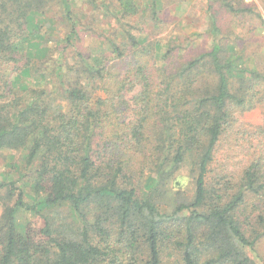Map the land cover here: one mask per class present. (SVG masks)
<instances>
[{"label":"trees","instance_id":"16d2710c","mask_svg":"<svg viewBox=\"0 0 264 264\" xmlns=\"http://www.w3.org/2000/svg\"><path fill=\"white\" fill-rule=\"evenodd\" d=\"M138 2L86 0L87 16L73 0H0V264H256L264 124L239 118L264 107V74L212 14L208 52L158 58L134 24L157 26L161 1ZM85 34L100 47L78 48ZM185 166L192 194L162 211ZM21 212L34 218L19 225Z\"/></svg>","mask_w":264,"mask_h":264},{"label":"rangeland","instance_id":"374dc122","mask_svg":"<svg viewBox=\"0 0 264 264\" xmlns=\"http://www.w3.org/2000/svg\"><path fill=\"white\" fill-rule=\"evenodd\" d=\"M147 1L139 0L138 3L142 6ZM160 1L161 10L158 16L160 23L157 26H153L152 23L144 20L142 22L139 18L137 19L138 24H134L137 29L144 28L142 36H148L149 42L159 44H156L154 53L158 58L165 52L168 45L174 49H180L178 57L182 56L184 60L190 58L191 54L208 52L212 45V41L207 34L208 17L212 14L217 20L222 44L225 47L234 46L236 54L242 58L247 67L257 68L264 74V0H229L232 2L231 5L234 8V12L222 7L220 0ZM73 2L81 13H87V16L92 14V11L89 13L91 5H86V0H73ZM96 2L100 3L103 0H96ZM241 8L244 10L251 9L252 12L237 13ZM87 22L94 24V30L92 31L98 34L105 35L109 31V25L106 20L99 15H96L95 19L89 18ZM111 26L114 25L112 24ZM54 34L57 35V31H54ZM99 44V39L94 36L91 37L90 34H85L77 46L82 50L91 52L99 48ZM185 48L187 49L185 50ZM186 51H190V53L187 54ZM229 54L231 55V52ZM158 64H161V62H158ZM32 84L34 88H41L44 85V81L39 76H36ZM128 97H131V95ZM239 119L243 124L250 125V127H260L264 124V107L259 106L246 111ZM5 154L8 159L13 155L11 152H6ZM187 168L185 166L179 169L178 174L181 183L176 188H174L173 182L168 181L167 194L164 197V201L159 205L162 211L169 213L173 210L176 205V190L185 192L188 196L192 194L193 184ZM3 170L4 172L6 170L4 165L2 166ZM26 200L30 203L33 202L31 195H28ZM53 211L57 225H61L63 218L69 214L68 208L64 205L56 207ZM1 212L0 206V214ZM33 218L34 216L31 214L21 212L17 215V222L19 225H25ZM249 255L256 264H264V236L255 242L254 251H250Z\"/></svg>","mask_w":264,"mask_h":264}]
</instances>
